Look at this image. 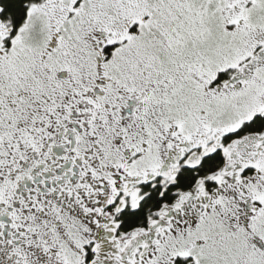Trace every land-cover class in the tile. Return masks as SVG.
I'll return each mask as SVG.
<instances>
[{"label": "snow or ice", "instance_id": "obj_1", "mask_svg": "<svg viewBox=\"0 0 264 264\" xmlns=\"http://www.w3.org/2000/svg\"><path fill=\"white\" fill-rule=\"evenodd\" d=\"M0 264H264V0H0Z\"/></svg>", "mask_w": 264, "mask_h": 264}]
</instances>
